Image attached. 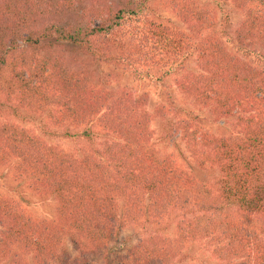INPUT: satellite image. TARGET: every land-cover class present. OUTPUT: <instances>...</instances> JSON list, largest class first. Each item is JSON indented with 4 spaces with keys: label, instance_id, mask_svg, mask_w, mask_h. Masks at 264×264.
Wrapping results in <instances>:
<instances>
[{
    "label": "trees",
    "instance_id": "16d2710c",
    "mask_svg": "<svg viewBox=\"0 0 264 264\" xmlns=\"http://www.w3.org/2000/svg\"><path fill=\"white\" fill-rule=\"evenodd\" d=\"M94 1L99 24L74 32L42 24L47 12L39 3L0 4V88L11 116L23 111L31 123L43 117L66 137L100 139L98 148L78 157L31 128L0 122V167H11L32 193L55 204L52 218L39 219L0 194V262L108 264L106 254L128 226L173 218L172 235L155 230L139 237L116 264H177L198 242L218 264H264V0H210L220 10L230 4L243 13L229 42L247 52L262 47L261 67L227 52L216 37L197 36L196 29L214 21L193 0H165L188 32L149 18L143 0L102 9L104 0ZM57 42L79 46L103 64L130 68L137 77L151 72L159 81L195 55L202 71H184L176 86L215 122L233 126L227 136L204 130L199 121L167 127L181 134L200 169L218 172L216 185L153 146L144 102H132L128 91L95 88L65 69L55 54ZM27 256L30 263L23 261Z\"/></svg>",
    "mask_w": 264,
    "mask_h": 264
},
{
    "label": "rangeland",
    "instance_id": "374dc122",
    "mask_svg": "<svg viewBox=\"0 0 264 264\" xmlns=\"http://www.w3.org/2000/svg\"><path fill=\"white\" fill-rule=\"evenodd\" d=\"M5 1L16 4L18 1H21L23 5L27 3H39L47 12L41 18L40 22L42 24L52 23L59 27H68L73 32L83 30L88 26L95 27L100 22L99 20H95L91 11L93 8H98V4L94 0H0V4ZM132 1L137 2L139 0ZM143 1L147 6L145 14L149 18L165 25H174L180 30L188 32V27L183 23L181 17L171 11V7L165 0ZM193 1L195 2V6H198L200 10L211 12L213 17L211 21H214L213 25H210L208 28L201 27L202 29H196L200 30L197 36L206 40L216 37L227 52L247 62H252L256 66H263L257 61L258 52H260L258 48L263 49L262 47L256 46V50H250V47H248L249 52H247L236 46V44L233 45L229 42V39L234 36V30L239 27L243 20V13L241 11L234 9L230 4L222 6L220 10L210 0ZM125 2L126 0H104L103 2L101 1L102 4L99 8H107L108 6L117 8ZM22 7L24 8V6ZM211 21L209 20L208 23H212ZM127 37L130 38L131 35H127ZM56 45L55 54L62 60L63 67L79 77L85 78L89 85L112 92L128 91L133 96L132 102H144V108L151 115L150 129L153 131V146L164 154H173L183 170L192 171L205 184L209 186L216 185L219 179L218 172L208 168L200 169L187 149L181 134L174 130L170 132L167 127L169 123L173 124L178 120H188L193 124L199 121V123L204 125V130L214 135L227 136L233 126V121L226 122L220 120L215 122L207 108L197 105L191 98L184 96L176 86L175 79L181 76L184 71H193L195 73L202 71L195 55L185 61L182 69H175L176 71L169 73L162 81H159L151 72L146 76L137 77L132 73L130 68H126L123 65L98 62V60H94L86 54L79 46L64 42H57ZM112 52H114L113 55L117 54V48L114 47ZM4 84V80H1L0 86L3 87ZM5 102V91L0 88V122H14L19 126L31 128L48 144L58 146L78 157L81 156V153L85 149L89 151L92 148L99 147L98 141L100 139L88 142L78 136L72 138L66 137L64 129H57L51 126L47 123V119L43 117L31 123V119L29 120L30 115L19 111L18 116L13 118ZM39 121L44 128L43 130L42 126L40 128L38 124ZM45 125L47 129H45ZM44 130L48 135L44 134ZM80 130L70 129L69 132L76 134ZM167 131L172 133L170 138L166 137ZM0 194L4 198L14 200L25 211L36 218H52L54 216L55 204L53 200L42 199L32 193L24 183L19 182L14 177L13 169L9 166L0 167ZM144 221L130 227L128 226L121 233L119 239L111 245L110 250L106 254L108 264H116L114 259L116 260L117 256H120L139 237L145 236L147 233L159 230L162 233L165 232L172 235L174 232L173 218L167 219L166 223H161L160 225ZM62 248L66 250L68 255L73 254L67 242H64ZM185 254L186 257L177 264H218L211 257L209 250L202 242L189 245L185 249ZM23 259V261H28L29 263L32 261L31 256L24 257ZM10 261L11 259H8L0 262V264H11ZM96 264H101V260L98 259Z\"/></svg>",
    "mask_w": 264,
    "mask_h": 264
}]
</instances>
